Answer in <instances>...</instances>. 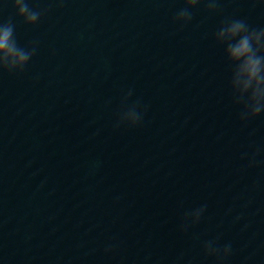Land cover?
<instances>
[{
	"label": "water",
	"instance_id": "95a60500",
	"mask_svg": "<svg viewBox=\"0 0 264 264\" xmlns=\"http://www.w3.org/2000/svg\"><path fill=\"white\" fill-rule=\"evenodd\" d=\"M26 3L35 24L0 0L36 49L0 69V264H221L209 240L264 264V113L240 119L216 40L226 19L264 28V0H201L187 23L185 0Z\"/></svg>",
	"mask_w": 264,
	"mask_h": 264
},
{
	"label": "clouds",
	"instance_id": "9594fccd",
	"mask_svg": "<svg viewBox=\"0 0 264 264\" xmlns=\"http://www.w3.org/2000/svg\"><path fill=\"white\" fill-rule=\"evenodd\" d=\"M200 2L201 0H185L187 6L178 11L175 19L185 23L191 21L190 9ZM14 5L18 9L17 14L24 18L25 23L38 22L41 13L30 9L26 0H14ZM207 8L211 11L217 10L218 0H207ZM216 40L226 45L225 53L232 66L230 83L234 103L243 105L240 119L246 122L264 113V28H250L242 19H226L216 32ZM35 53L34 47L27 50L18 45L15 38V25L11 18L6 23H0V69L22 72ZM128 95L130 96L131 92ZM138 107L137 103L122 112L117 126L119 124L139 125L142 115L137 110ZM258 152L259 149H257ZM206 208L207 205H203L186 212L185 224L182 227L186 230L189 222L199 223ZM204 249L206 255L216 256L221 264L232 254L231 243L221 248L215 246V241L209 240L204 243Z\"/></svg>",
	"mask_w": 264,
	"mask_h": 264
}]
</instances>
